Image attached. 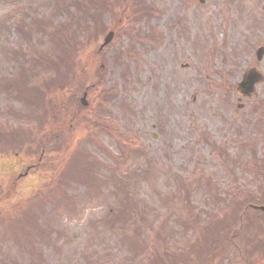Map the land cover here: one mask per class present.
Masks as SVG:
<instances>
[{
    "label": "rangeland",
    "instance_id": "374dc122",
    "mask_svg": "<svg viewBox=\"0 0 264 264\" xmlns=\"http://www.w3.org/2000/svg\"><path fill=\"white\" fill-rule=\"evenodd\" d=\"M260 45L264 0H0V264L209 260L214 226L264 206V81L234 93Z\"/></svg>",
    "mask_w": 264,
    "mask_h": 264
},
{
    "label": "trees",
    "instance_id": "16d2710c",
    "mask_svg": "<svg viewBox=\"0 0 264 264\" xmlns=\"http://www.w3.org/2000/svg\"><path fill=\"white\" fill-rule=\"evenodd\" d=\"M57 124L58 122L55 125L59 126ZM55 128L56 127L53 126V129ZM67 128L64 130L66 131ZM52 132L53 131H50L51 136ZM42 148H44V146H42ZM62 163L65 164L66 161L62 159ZM66 168L67 169L62 172V177L64 179L62 186L68 185L71 182H75V185L88 188V190L91 191L97 187V178L91 177L89 172L84 171V174L77 172L74 170L76 166L75 168L70 166H67ZM73 176L79 178V180L75 179ZM118 184L121 185L123 182L120 181ZM57 188H59V186H57ZM61 193H64L63 190ZM41 203L43 204V201H41ZM238 204H240V207L233 211L228 217H225L219 225L214 226L213 231L215 234V239L211 243H214L219 248L216 253L210 256L209 260H203L204 264H223L224 260L229 258L231 254L241 262H247L248 259H252V264H264V243L260 238L257 237L260 227L255 224L258 218L256 216L249 215V212L254 214L258 213L261 216L263 214L262 212L251 209L250 205L245 204L244 202ZM121 208V210H123V208L126 207L122 205ZM123 216L124 215L117 213L116 216H113V218H116V220L107 222V226L112 230L116 226L120 227L126 225L125 223L129 222L132 217L128 216L126 219H122L124 218ZM252 230L253 235L251 233ZM204 249L205 248L201 247L202 251H204ZM257 251L260 253L258 257L256 256ZM134 259L135 256L132 257L131 261L133 262ZM156 259L151 260L152 264H165L164 260H162L159 254ZM172 262L174 264H195V259L184 255L182 261H180L179 257L175 255L172 256Z\"/></svg>",
    "mask_w": 264,
    "mask_h": 264
},
{
    "label": "water",
    "instance_id": "95a60500",
    "mask_svg": "<svg viewBox=\"0 0 264 264\" xmlns=\"http://www.w3.org/2000/svg\"><path fill=\"white\" fill-rule=\"evenodd\" d=\"M203 2V0H199ZM110 36L104 40L103 45H106L109 42ZM263 51L260 49L257 51V59L260 60L262 57ZM261 75L255 70H248L243 76L241 82L237 85V93L241 95H250L253 92V86L256 83L261 81ZM85 96V95H84ZM84 99V97H83ZM82 99V103H83Z\"/></svg>",
    "mask_w": 264,
    "mask_h": 264
}]
</instances>
